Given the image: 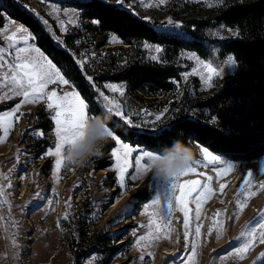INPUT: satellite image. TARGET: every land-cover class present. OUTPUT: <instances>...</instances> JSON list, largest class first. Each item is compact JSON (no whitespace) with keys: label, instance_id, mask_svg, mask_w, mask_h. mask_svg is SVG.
I'll use <instances>...</instances> for the list:
<instances>
[{"label":"rangeland","instance_id":"obj_1","mask_svg":"<svg viewBox=\"0 0 264 264\" xmlns=\"http://www.w3.org/2000/svg\"><path fill=\"white\" fill-rule=\"evenodd\" d=\"M82 1L86 0H0V48L3 49L4 59L14 62L16 53L9 47L11 41L6 37L12 35L17 27L23 26L26 32L16 33L14 39L21 40L26 36L28 43L16 46L38 48L69 81L68 85L59 82L49 85L47 91L56 90L62 96L75 90L86 101L89 116L103 114L116 126L117 121L124 124L120 117L108 113L105 107L107 102L99 95L102 91L121 106L128 119L142 125L141 128L127 127L129 130H159L189 115L232 133L236 131L234 126L246 119L251 102L258 95L244 101L228 98L223 108H218L225 119L201 106L236 69V62L232 67L226 65L229 54H221L218 45L220 40L235 35L231 29L212 25L206 30L210 42L198 48L191 43L175 49L147 40L128 42L114 33H98L97 25L87 19L78 7ZM102 1L128 10L149 23L158 33L187 39L185 29L193 28L191 21L212 16L224 0H163V3L161 0H122L119 4L117 0ZM13 7L34 17L49 36L50 42L72 58L79 82L70 78L64 65H57L38 47L35 33L10 17L9 12ZM113 36L116 37L115 41ZM145 43L150 45L148 49L144 48ZM156 47H160L161 52H155ZM152 56L157 59L152 60ZM192 56L211 62L214 67L224 68L223 74L220 77L213 74L212 80L205 83L207 72L196 59L190 58ZM134 60L161 67H179L181 70L173 80V89L165 92L159 90L153 96H148L144 92L130 90L125 81L112 78ZM10 77L11 72L5 63L0 67V116L9 113L22 98L12 95V85L8 82ZM88 77L92 78L91 81ZM106 85H114L117 90L113 91ZM54 113V109H47L45 98L21 106L11 117H7V131L0 128V146L9 145L0 160V186L4 189L5 177L10 178L12 164L9 165L4 158L11 156V160L19 161L21 168L13 172L26 173L23 178L24 181L29 180L30 192L29 198L20 202L17 194L8 198L4 192L1 198L3 208L8 213L6 221L10 228L4 238L0 226V264H264V243L260 242V225L264 223V189L261 188V184H264V153L250 160L235 158L212 152L193 139L187 140L195 160L203 161L199 149L204 147L221 157L224 163L235 165L221 175H217L212 165H202L196 168V174L180 177L179 184L198 180L201 184H207L212 191L219 189L217 194L207 199L199 224L200 234L196 235L197 224L191 219L193 210L197 208L195 193L188 198V227L185 229L184 213L175 202V197L180 194L179 188L172 194L169 217L167 204L163 202L168 183L148 172L136 180L132 178L137 175L135 156L139 151L158 153L156 149L134 144L118 136L134 149L127 160L123 150L118 151L121 170H117V159L112 156L119 145L110 138L102 148L101 156L89 158L82 167L63 165L57 173L56 157L48 155L49 151H54L56 144L55 124L51 118ZM19 114L22 116V129L16 135L17 121L14 115ZM157 115L161 117L158 121ZM108 127L114 131L109 124ZM11 136L14 138L11 139ZM12 147L13 151L7 153ZM125 163L128 165L126 169L123 168ZM222 167L223 164L215 166ZM249 172L251 176H248ZM70 173L72 178L64 187L62 181ZM206 175L212 180H205ZM46 178L51 179L55 187L50 197L56 198L55 210L49 219L46 216L48 204H35L44 201L48 195L49 187H44ZM121 180L125 186L123 189L120 187ZM221 185H224L223 189ZM157 189L162 194V204L148 207ZM216 201L225 204H216ZM238 204L245 205L243 210ZM157 208L165 220L170 218V224L164 229L167 236L161 233L158 240L141 242L151 247H138L136 241L139 237L155 231L150 219L158 220L154 215ZM253 229L256 230L253 246L241 259L235 255V249L248 239L247 233ZM242 231L245 236L240 235ZM205 233L207 236H204ZM28 237L32 239L28 240ZM148 252L152 255H148ZM141 255L144 256L143 261Z\"/></svg>","mask_w":264,"mask_h":264},{"label":"trees","instance_id":"obj_2","mask_svg":"<svg viewBox=\"0 0 264 264\" xmlns=\"http://www.w3.org/2000/svg\"><path fill=\"white\" fill-rule=\"evenodd\" d=\"M78 7L87 19L100 21L96 27L98 33H114L128 42L147 40L175 49L187 47L189 43L196 48L203 47L205 42H210L206 30L212 25L231 29L235 35L220 40L218 45L221 54L233 56L237 64L236 69L201 106L211 109L213 113L225 119L218 108H223L228 98L244 101L258 95L251 102L246 119L234 126L235 132L228 133L199 117L189 115L154 131L129 130L120 121H117L119 127L109 120L108 124L124 140L157 151L171 146L176 140L188 147L187 140L193 139L212 152L235 158L250 160L264 153V0H224L223 5L215 9L212 16L191 21L193 28L185 29L187 39L158 33L149 23L132 15L128 10L102 0L82 1L78 3ZM9 15L35 33L38 47L57 65H64L70 78L79 82L72 58L50 42L49 36L34 17L18 7H13ZM180 70L179 67H161L155 63L134 60L112 78L125 81L130 90L153 96L159 90H172L173 80Z\"/></svg>","mask_w":264,"mask_h":264},{"label":"snow or ice","instance_id":"obj_3","mask_svg":"<svg viewBox=\"0 0 264 264\" xmlns=\"http://www.w3.org/2000/svg\"><path fill=\"white\" fill-rule=\"evenodd\" d=\"M122 0H117V3H121ZM163 3V0H161ZM65 14H67V10H65ZM92 23L94 25H98L100 23L99 20L93 19ZM171 23V22H170ZM179 27V25H177ZM26 29L21 26L17 27L16 31L7 36V40L11 41L9 45L10 48L15 50V58L14 62L6 61L4 59V52L3 49L0 48V67H3L5 63L8 64L9 72H11V77L9 79V83L12 85L11 92L13 96H20L22 97V101L17 104L16 108L18 109L22 104H32L36 103L39 100L47 99V109L55 110L54 115L51 117L54 124H55V137H56V144L54 151H49L48 155H54L56 157L55 161V170L58 173L61 167L64 165V161L62 158V151L64 150L65 146L75 144L81 140H83L86 131L87 125L89 120L94 119L95 117L89 116L88 114V105L86 101L81 97V95L73 90L69 93H65L64 95H58L56 90L47 91L48 86L52 84H59L68 85L69 81L65 78L64 75L61 74V71L55 66V64L45 55H43L38 48L35 47H17V44L28 43V38L25 36L21 40H15L14 37L16 33H25ZM112 39L115 41L116 37L113 36ZM144 48L148 49L150 45L145 43ZM155 52H161L160 47H156L154 49ZM192 59H196L197 63L203 67L204 70L207 72V79L205 83H209L212 80L213 74L215 76L220 77L223 72L224 68L221 67H214L211 62H206L198 57L192 56ZM152 60H156V56L151 57ZM84 63V62H81ZM226 65L228 67H232L235 65V60L233 56L229 55L226 59ZM203 78V77H202ZM91 81V77H88ZM106 87L111 88L113 91H116V87L114 85H106ZM123 94V93H121ZM101 97L107 102L105 107L108 113L120 117V119L124 122V125L128 128H141L142 125L135 124L132 120L128 119L121 110V106L116 103L115 100L109 99L105 94L101 91L99 93ZM15 111V110H14ZM13 112L7 113L5 116H0V128H4L7 131V117H11ZM161 117L159 115L156 116V120H160ZM213 121H215V117H213ZM108 135L110 138L115 141L117 145H119V149L114 150L112 152V156L117 159V170H121L120 165V158L118 156V151L123 150L125 160L127 157L131 155L134 151L133 148L129 146L127 143H123L118 135L109 128ZM200 153L203 156V161L207 163L204 164L201 160H195V163L188 167L187 169L180 172V174L174 178L165 180L168 183L169 191L164 193L163 202L167 204L169 217L172 211V194L176 192L177 188H179L180 194L175 197L176 205L179 206L180 210L184 213V226L185 229L188 227V215L189 209L187 207L188 198L192 197L195 193L194 202L197 205V217H199V206L203 200H206L209 195H211V191L208 189L207 184H201L198 180H190L187 183L179 184L178 181L180 177L196 174V168L200 166L207 167L208 165L213 166V170L217 172V175H221L224 172H228L232 170L235 165L231 163H224V161L218 155H214L211 151L204 147H200ZM156 160L160 159L156 152L148 151V150H141L135 156V170L137 175L133 176V180L138 179L144 173L148 171L146 167V162L148 160ZM223 164L222 168H215L216 165ZM127 163L123 166L124 169L127 167ZM202 175V173H201ZM252 173L249 172L248 176H251ZM6 178V177H5ZM207 180H212V177H207ZM247 179H245V183H247ZM11 187V185H9ZM120 187L123 189L124 183L123 180L120 182ZM221 189L224 188V185L220 186ZM261 188L264 189V184H261ZM5 195L4 189L0 186V198H3ZM255 195V193H252ZM6 203V201H5ZM162 204V194L157 189L154 198L151 201L152 206H157ZM241 210H243L244 204L237 205ZM147 212V208L145 209ZM158 220L150 219V224L154 225L155 231L145 236H141L137 239L136 244L138 247H151L150 244L142 245L141 242H147L151 240H158L160 239V234L166 237L167 232L164 231L170 224V218L165 220L161 210L157 208L156 212L154 213ZM219 215V213H217ZM211 231V230H210ZM196 234H200V228H196ZM241 236H245V233L242 231ZM248 239L240 244L235 249V255L239 258H243L244 254L249 251L253 246V238L256 236V230L253 229L247 233ZM185 239L187 240V231L185 232ZM260 242L264 243V223L260 225ZM193 246V251H194ZM148 255H152L151 252L147 253ZM140 259L143 261L144 256L141 255ZM167 264V262H166Z\"/></svg>","mask_w":264,"mask_h":264},{"label":"clouds","instance_id":"obj_4","mask_svg":"<svg viewBox=\"0 0 264 264\" xmlns=\"http://www.w3.org/2000/svg\"><path fill=\"white\" fill-rule=\"evenodd\" d=\"M108 130L107 116H96L89 120L83 140L77 142L75 146H65L62 151L64 165L69 168L82 167L89 158L101 156L102 148L110 139ZM157 155L160 159L148 160L146 167L147 172L153 174L158 180L174 178L195 163L191 149L179 140L161 149Z\"/></svg>","mask_w":264,"mask_h":264},{"label":"bare ground","instance_id":"obj_5","mask_svg":"<svg viewBox=\"0 0 264 264\" xmlns=\"http://www.w3.org/2000/svg\"><path fill=\"white\" fill-rule=\"evenodd\" d=\"M23 98H21V100L17 101V103L15 104L14 108L10 111V112H17L21 106H23L24 104H22L18 109L16 108L17 104H19L21 101H22ZM15 110V111H14ZM20 112V111H19ZM22 114V113H21ZM15 119H16V130L14 131H17L15 132L16 135H18V131H20L22 129V116L19 114V115H14ZM14 133V132H13ZM14 138L13 136H11V139ZM8 144L6 146H0V160L2 159V157L4 156V153L6 152V150L8 149ZM13 151V147L7 151V153L9 152H12ZM4 161L7 162L9 165L12 166V172H11V175H10V178H5V186H4V192L8 195V198L9 197H13L14 194H17V199L20 201H23L25 200V198H27L30 194V192L28 191V185H29V180L25 179L24 181V174H26L25 172L21 171V173H14L13 171H19L21 170L20 168V164H19V161H14L13 159L11 160V156H7L6 158H4ZM103 173H107L106 171H103ZM20 174H23V176H21ZM205 174V172H204ZM20 175V176H19ZM201 176V175H200ZM2 176H0L1 178ZM70 178H72V174L70 173L69 175L65 176L64 177V180L62 181V183L64 184V187L67 186V184L70 182ZM185 178V177H184ZM204 179L206 180L207 179V175L204 177ZM190 180V179H189ZM47 182L46 185H44V187H49V192H48V195L46 197V199L44 201H42L41 203H35V204H38V205H44L45 203L48 204V211H47V219L50 218V216L53 214L54 210H55V200L56 198L53 196V197H50L52 195V191L55 189V187L53 186V182L51 179H47L45 180ZM44 181V182H45ZM206 182V181H205ZM9 185H11V187H9ZM208 189L211 191V195L208 196V198H210L211 196L217 194L219 192V189L218 188H214L212 191L210 189V187H208ZM169 191V189H168ZM35 194V193H34ZM40 194V193H39ZM33 197V196H31ZM8 198L6 197V199L8 200ZM29 198V197H28ZM207 198V199H208ZM207 199L206 200H203L202 201V204L201 206H199V217H197V208L193 210V213H192V216H191V219L196 221L195 223L197 224V227H199V224L201 223V220H202V215H204V209L205 207L207 206ZM11 201V199H9ZM63 200V199H62ZM9 201V202H10ZM211 203V202H210ZM34 203L32 202L31 205H33ZM216 204H225L224 202H221V201H216ZM20 206V205H19ZM33 207V206H32ZM31 208V207H30ZM8 211V210H7ZM24 212V211H23ZM12 213V212H11ZM7 214L6 211L4 210L3 208V203H2V199L0 198V226L2 225V228H3V231H1L3 237L5 238L6 237V232L8 231L7 229L10 228L9 224L7 223L6 221V218H7ZM14 214V213H13ZM23 215V214H22ZM14 216V215H13ZM24 216V215H23ZM12 217V215H11ZM53 218V216H52ZM48 221V220H47ZM205 221V220H204ZM196 226V225H195ZM51 227V226H50ZM197 235V234H196ZM204 236H207V233L204 234ZM7 239V238H6ZM28 240H31L32 238L31 237H28L27 238ZM205 239V238H204ZM203 239V241H204ZM8 241V240H7Z\"/></svg>","mask_w":264,"mask_h":264}]
</instances>
